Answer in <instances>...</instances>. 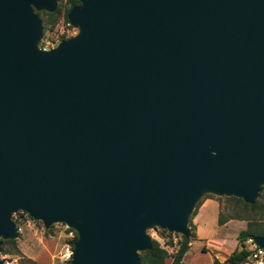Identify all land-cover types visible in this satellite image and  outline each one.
Returning a JSON list of instances; mask_svg holds the SVG:
<instances>
[{
    "label": "water",
    "instance_id": "1",
    "mask_svg": "<svg viewBox=\"0 0 264 264\" xmlns=\"http://www.w3.org/2000/svg\"><path fill=\"white\" fill-rule=\"evenodd\" d=\"M78 1L43 50L56 0H0V244L21 211L75 231L70 264H139L264 184V0Z\"/></svg>",
    "mask_w": 264,
    "mask_h": 264
},
{
    "label": "trees",
    "instance_id": "2",
    "mask_svg": "<svg viewBox=\"0 0 264 264\" xmlns=\"http://www.w3.org/2000/svg\"><path fill=\"white\" fill-rule=\"evenodd\" d=\"M57 5L53 12H45L38 11L37 15H40L41 23L44 28L52 27L58 20L59 15L62 13L63 19H66V12L69 8L78 6V0H56ZM40 46L42 42H40ZM223 199L227 203V214L223 215V213L218 211L217 216V224H223L227 220L230 219H240L246 222V227L242 230L238 231L236 236L237 244L233 248V250L227 255V257L223 260L222 263L218 262L217 259L212 258L213 264H239L241 263L245 257L247 256V250L244 247V240L247 237L252 236H261L264 237V200L263 194L258 193L257 198L252 204L244 203L241 199L236 197H224ZM201 202V199L195 204V207L190 215V220L188 221V237H184L180 234L178 235V239L175 243L171 241L169 233L164 230H159V237L163 238L164 241L159 243L156 239L151 240V247L146 250H142L138 252L139 264H163V261L166 257L171 258V264H184L182 258L184 254L189 250V246L191 241L195 238L194 227L191 223V218L195 214L196 207ZM26 215V214H25ZM28 219H31L28 215H26ZM33 222L40 221L32 219ZM16 223V222H14ZM17 224V223H16ZM19 225V223H18ZM53 225H50L48 228H44L45 235L50 234ZM76 235L74 233V238L72 243L75 241ZM169 248H174L172 252H168ZM202 251L205 248L202 246L200 248ZM0 253L17 255L19 256V264H39L35 260L28 258L21 254L18 246H17V238L15 239H4L1 241L0 245ZM65 264H70L69 260L64 262Z\"/></svg>",
    "mask_w": 264,
    "mask_h": 264
},
{
    "label": "rangeland",
    "instance_id": "3",
    "mask_svg": "<svg viewBox=\"0 0 264 264\" xmlns=\"http://www.w3.org/2000/svg\"><path fill=\"white\" fill-rule=\"evenodd\" d=\"M57 2V1H56ZM33 11L36 13L38 11L42 10H35ZM40 17V15H38ZM66 21L63 19L62 13L59 15L57 22L50 28H44L42 25V36L39 40L38 47L40 48V42H42V45L47 49L49 46L54 47L60 40L69 38L76 34L77 28L72 25H65ZM68 23V21H67ZM42 24V23H41ZM259 193L263 194V200H264V184L260 186ZM205 198H211L215 200L218 203V207L220 208V211L223 213V215H226L228 210L226 208L227 203L223 199V196H217L212 194H203L201 197V200ZM213 205V204H211ZM11 219L16 226H18V234L21 233V231H24V223L26 221H29L31 228L35 231H37V235L40 236V239L46 244L50 242L52 245H54V250L51 258V264H65L62 261H59L56 257V254L60 250V247L64 241V231L63 226L59 223L52 224V229L50 234L45 235L44 228L42 224H39L38 222H31L26 216L23 214L14 212L11 214ZM190 218H188V221ZM199 222V236L197 238H194L191 243L193 245L195 244H201L207 246L209 250H213V247L218 246L217 240H222V246L225 247V249L230 248L232 245L237 244L236 236L238 234L239 230H242L246 227V222L244 220L240 219H232L225 225H218L216 222V215L214 208L210 207V204L206 208H204L198 217ZM19 223V225H18ZM42 226V228H40ZM188 227V224H187ZM159 230L158 227H152L146 230V234L150 239H156L159 241V243H162L164 241L163 238L159 237ZM150 233H153L152 236H149ZM2 241V240H1ZM1 245V244H0ZM221 246V247H222ZM236 246V245H235ZM232 248V247H231ZM174 248L168 247V252H172ZM210 253V252H209ZM22 254V253H21ZM211 254V253H210ZM23 255V254H22ZM0 256L4 257V261L8 262L5 264H19V256L17 255H10V254H3L0 253ZM45 263V262H44ZM42 263V264H44Z\"/></svg>",
    "mask_w": 264,
    "mask_h": 264
},
{
    "label": "crops",
    "instance_id": "4",
    "mask_svg": "<svg viewBox=\"0 0 264 264\" xmlns=\"http://www.w3.org/2000/svg\"><path fill=\"white\" fill-rule=\"evenodd\" d=\"M210 204V207L214 208L215 215H216V222H217V216H218V203L211 199V198H205L201 200L199 205L196 207L195 214L191 218V223L193 224V231L195 234V238L200 237L199 231V222L198 217L201 211L206 208ZM213 204V205H211ZM230 220H227L221 225L227 224ZM24 231H21V233L18 234L17 237V246L20 250V252L32 260H35L39 264H51V258L54 250V245H52L50 242L44 243L40 236L37 235V231L33 230L31 228V225L29 221H26L24 223ZM222 240H217L218 246L213 247V250H209L207 246L201 245V244H195L193 245L190 243L189 250L184 254L182 261L184 264H213L212 258H215L218 260V262L222 263L223 260L227 257V255L233 250L236 244L234 246L232 245L230 248L225 249V247L222 246ZM204 247L205 250L202 251L200 248ZM222 246V247H221ZM211 254H210V253ZM163 264H171V258L166 257L163 261Z\"/></svg>",
    "mask_w": 264,
    "mask_h": 264
},
{
    "label": "built area",
    "instance_id": "5",
    "mask_svg": "<svg viewBox=\"0 0 264 264\" xmlns=\"http://www.w3.org/2000/svg\"><path fill=\"white\" fill-rule=\"evenodd\" d=\"M65 25H69V23H65ZM41 49L45 50L46 48L44 46L40 47ZM51 48L49 46L47 49ZM17 213L23 214L26 216L27 214L21 211H17ZM26 214V215H25ZM31 222L33 221L32 219H29ZM63 226V231H64V241L60 247V250L56 254V257L59 261L65 262L70 259L71 253H72V247L73 243L72 240L74 238V233L75 231L69 227H67L65 224L59 223ZM42 228V226L40 227ZM18 230V226H17ZM168 232V231H167ZM171 238V241L175 243L178 239V233L175 232H168ZM76 235V234H75ZM153 233H150L149 236H152ZM244 247L247 250V256L245 259L239 263V264H264V250L257 246V244L252 240V237H247L244 242ZM0 258L4 261V257L0 256ZM4 263H8L4 261Z\"/></svg>",
    "mask_w": 264,
    "mask_h": 264
}]
</instances>
